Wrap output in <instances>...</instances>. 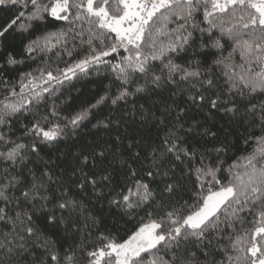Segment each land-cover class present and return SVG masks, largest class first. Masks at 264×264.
<instances>
[{
  "label": "snow or ice",
  "instance_id": "1",
  "mask_svg": "<svg viewBox=\"0 0 264 264\" xmlns=\"http://www.w3.org/2000/svg\"><path fill=\"white\" fill-rule=\"evenodd\" d=\"M0 11V264H264V0ZM100 67L103 94L65 114L66 83ZM90 118L115 138L70 150Z\"/></svg>",
  "mask_w": 264,
  "mask_h": 264
},
{
  "label": "trees",
  "instance_id": "2",
  "mask_svg": "<svg viewBox=\"0 0 264 264\" xmlns=\"http://www.w3.org/2000/svg\"><path fill=\"white\" fill-rule=\"evenodd\" d=\"M7 13L4 11H0V20L7 18ZM67 59V58H65ZM39 61H37L38 63ZM29 65L32 68L36 67L35 63H32L31 61H28L25 65H21V70L27 71L29 70ZM110 81V74L104 70L103 67H100L99 73L96 71L91 72V74L86 78H81L80 80H73L70 84L65 85V87L62 89L63 96H61V99H67V106L65 109V114L68 112H75L79 111L80 107L84 104L86 101H92L93 97L99 93L103 94V90L105 88V85H107ZM68 97H71V99H68ZM130 101L135 100L134 97L129 98ZM140 103H143V101H140ZM131 109V104L124 106L122 109L123 111H129ZM121 109H117L116 112L113 113L114 116H118ZM108 114V109H104L101 112L97 113V118H102L103 116ZM193 114H195L193 110ZM131 115H129L128 119H131ZM91 122H85V126L79 129V137H74V140H77L78 143L73 145V141L69 140L67 141V144L70 147V150L75 151L78 150L80 146H87L91 144H95L97 141L105 142L109 140H113L115 138L116 132L113 131L112 133H106L101 129L92 128V124L96 123L95 118H90ZM220 123H223V121H220ZM123 130V129H121ZM127 141L124 142L123 147L121 148V151H123V148H126ZM69 149L65 148L64 145H60V151H68ZM57 156H59V153L53 156V159H56ZM60 162L61 167L65 165L70 160V157H63L60 156ZM119 178V177H118ZM104 194L107 195L108 189H104ZM86 194L81 193V196H85ZM85 203H90V211L99 217L102 218L103 223L106 227L112 228L114 222L117 223V227L119 229V236L121 238H127V235L130 234L133 225L132 223L125 224L124 220L121 219L119 215H117V212L115 209L110 210L109 205L106 200L101 202H96L95 196L91 194L90 192L87 194L85 198ZM126 219V218H125Z\"/></svg>",
  "mask_w": 264,
  "mask_h": 264
}]
</instances>
